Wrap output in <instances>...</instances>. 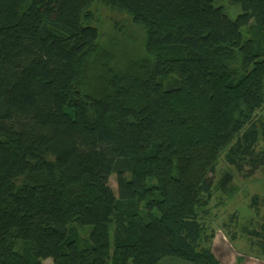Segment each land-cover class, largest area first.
I'll list each match as a JSON object with an SVG mask.
<instances>
[{
	"label": "trees",
	"instance_id": "16d2710c",
	"mask_svg": "<svg viewBox=\"0 0 264 264\" xmlns=\"http://www.w3.org/2000/svg\"><path fill=\"white\" fill-rule=\"evenodd\" d=\"M216 1L0 0V264H224L214 189L264 167V0ZM95 4L144 32L122 71Z\"/></svg>",
	"mask_w": 264,
	"mask_h": 264
},
{
	"label": "rangeland",
	"instance_id": "374dc122",
	"mask_svg": "<svg viewBox=\"0 0 264 264\" xmlns=\"http://www.w3.org/2000/svg\"><path fill=\"white\" fill-rule=\"evenodd\" d=\"M215 5L222 8L230 20H234L241 13L239 6L229 3L228 0H217ZM90 11L92 26L99 32V43L110 51L111 63L118 72L124 70L118 67L143 55L144 32L140 27L133 26L128 16L106 9L100 4L93 5ZM256 118L264 127V106L257 111ZM255 150L261 153L264 151L263 139L259 140ZM231 169L234 171L221 159L212 178L213 182H216L224 171H232ZM245 170L248 173L249 166H246ZM231 185L238 190L230 198L216 189L212 194L213 200L207 220L210 222V230L216 233L211 249L224 264H237L238 259H242L241 264H256L257 259L264 260V256H261L262 251L258 248V239H251L252 236L246 232L260 231L261 225H264V167L247 179H244V174L235 175ZM108 186L116 194L114 175L109 178ZM253 196H257L256 208L252 207ZM244 255L245 258H242ZM42 263L52 264V260L47 259ZM160 264L186 263L168 258Z\"/></svg>",
	"mask_w": 264,
	"mask_h": 264
},
{
	"label": "crops",
	"instance_id": "0c3cea01",
	"mask_svg": "<svg viewBox=\"0 0 264 264\" xmlns=\"http://www.w3.org/2000/svg\"><path fill=\"white\" fill-rule=\"evenodd\" d=\"M256 264H264V260H262V259H257Z\"/></svg>",
	"mask_w": 264,
	"mask_h": 264
}]
</instances>
